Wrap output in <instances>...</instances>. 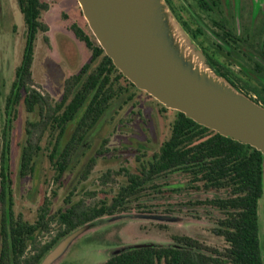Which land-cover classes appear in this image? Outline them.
<instances>
[{
    "label": "trees",
    "instance_id": "trees-1",
    "mask_svg": "<svg viewBox=\"0 0 264 264\" xmlns=\"http://www.w3.org/2000/svg\"><path fill=\"white\" fill-rule=\"evenodd\" d=\"M18 2L24 19L25 48L5 104L0 157V264H40L66 236L86 224L136 207L147 212L144 208L149 199L192 189L215 193L205 198L191 197L184 203L209 205L217 210L214 230L225 240L222 250L208 249L196 238L177 235L173 243L129 245L126 250L111 254L102 264H264L259 215L264 195V153L223 136L178 110L169 137L152 157L142 162L137 171L122 169L126 182L111 200L87 205L84 199L75 200L70 194L65 207L53 212L52 197L46 196L34 222L16 214L11 136L18 105L23 101L28 112L39 116L26 121L20 175L33 174L39 159L47 154L55 169L54 181L61 185L74 156L106 112L130 87L138 88L107 55L86 21L89 33L78 25L72 29L91 50L90 61L65 80L60 100L42 92L32 67L37 35L50 30L42 19L50 3ZM70 127H73L71 135L65 139ZM107 142L108 139L104 144ZM105 151L100 148L98 154ZM96 162L97 158H92L83 178H87ZM112 173L108 170L104 174L106 182ZM175 183L179 185L174 187Z\"/></svg>",
    "mask_w": 264,
    "mask_h": 264
},
{
    "label": "rangeland",
    "instance_id": "rangeland-1",
    "mask_svg": "<svg viewBox=\"0 0 264 264\" xmlns=\"http://www.w3.org/2000/svg\"><path fill=\"white\" fill-rule=\"evenodd\" d=\"M48 1L50 8L43 12L42 19L49 24L50 30L46 34L37 35L32 71L39 89L58 101L63 97L65 80L79 73L91 59V50L76 36L72 26L78 25L88 33L89 30L78 0ZM231 1L234 4V0ZM173 6L175 10L171 6L170 8L175 16L177 17L175 11H180L190 23L191 32L186 30L177 17L192 44L210 65L204 46L208 47L209 42L217 40L213 33L216 27L212 18L223 15L229 17L227 3L222 2L218 11L210 13L204 11L196 0H173ZM24 48L25 26L19 2L0 0V157L3 147L2 131L6 121V98L15 78V70L21 63ZM213 48L214 46H209L211 53L215 52ZM230 68L234 69V64ZM122 84L126 85L124 82ZM130 88L88 135L74 156L61 185L54 181L55 169L47 154L39 159L33 174L20 175L26 121L36 120L39 116L28 112L23 101L18 105L11 136L16 214H22L26 220L34 222L46 196L52 197L53 212L65 207V200L70 194L75 200L84 199L87 205H94L104 199L111 200L126 182L127 177L122 169L137 171L142 162L152 157L169 137L177 113L173 109H166L165 105L146 91ZM72 130L73 127L68 129L65 139L69 138ZM106 139L108 142L104 144ZM45 142L46 137L43 144ZM100 148H105L106 151L98 154ZM94 157L97 158L96 164L87 178H83ZM108 170L113 173L106 182L104 174ZM178 185L175 183L173 186ZM53 191H56L55 195ZM180 193L167 192L149 199L144 208L147 212H141L136 207L121 214L160 213L181 218L167 223L131 217L111 220V216H106L93 223L92 228L82 234L56 264H102L116 249L146 242L173 243L177 235H188L199 240L208 249L222 250L225 240L214 230L217 210L209 205L184 203L191 197L205 198L214 196L215 193L193 189ZM259 215L264 250V195L260 200Z\"/></svg>",
    "mask_w": 264,
    "mask_h": 264
},
{
    "label": "water",
    "instance_id": "water-1",
    "mask_svg": "<svg viewBox=\"0 0 264 264\" xmlns=\"http://www.w3.org/2000/svg\"><path fill=\"white\" fill-rule=\"evenodd\" d=\"M78 2L99 44L139 89L167 108L181 111L199 124L264 153V106L240 92L205 62L167 0ZM126 217L167 223L181 218L141 213L117 214L110 219ZM93 223L71 232L40 264L60 261ZM159 244L146 242L134 246ZM128 247L116 249L112 254Z\"/></svg>",
    "mask_w": 264,
    "mask_h": 264
},
{
    "label": "flooded vegetation",
    "instance_id": "flooded-vegetation-1",
    "mask_svg": "<svg viewBox=\"0 0 264 264\" xmlns=\"http://www.w3.org/2000/svg\"><path fill=\"white\" fill-rule=\"evenodd\" d=\"M173 6V0H167ZM206 12H216L222 2L227 3L229 17L212 18L217 40L204 46L208 62L221 76L226 77L236 89L264 106V0H196ZM176 15L187 31L190 23ZM196 38L197 34H193ZM209 46H214L210 51ZM232 62V64H228ZM234 69L230 68L231 65ZM261 238V230H260ZM262 243V240H261ZM263 249V245H262ZM264 253V250H263Z\"/></svg>",
    "mask_w": 264,
    "mask_h": 264
}]
</instances>
